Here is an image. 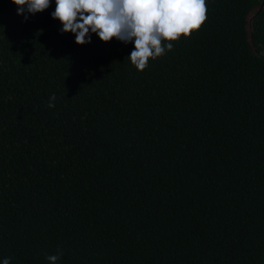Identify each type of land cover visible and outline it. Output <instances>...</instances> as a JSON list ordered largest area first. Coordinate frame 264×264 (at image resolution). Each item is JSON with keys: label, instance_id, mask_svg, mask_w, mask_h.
<instances>
[{"label": "trees", "instance_id": "trees-1", "mask_svg": "<svg viewBox=\"0 0 264 264\" xmlns=\"http://www.w3.org/2000/svg\"><path fill=\"white\" fill-rule=\"evenodd\" d=\"M206 5L137 72L0 0V264H264V0Z\"/></svg>", "mask_w": 264, "mask_h": 264}, {"label": "clouds", "instance_id": "clouds-1", "mask_svg": "<svg viewBox=\"0 0 264 264\" xmlns=\"http://www.w3.org/2000/svg\"><path fill=\"white\" fill-rule=\"evenodd\" d=\"M53 0H11L17 15L28 19L47 10ZM51 18L58 20L60 33H71L75 44L91 42L95 34L103 43L113 39L132 43L128 59L137 72L173 49L181 37L189 38L207 20L206 0H55ZM55 94L49 96L48 107H55ZM63 255L58 250L48 255L49 264H57ZM4 258L2 264H10Z\"/></svg>", "mask_w": 264, "mask_h": 264}]
</instances>
